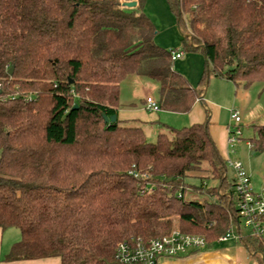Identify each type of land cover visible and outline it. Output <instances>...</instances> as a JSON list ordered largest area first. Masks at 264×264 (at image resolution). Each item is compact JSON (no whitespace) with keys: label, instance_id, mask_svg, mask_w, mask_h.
Here are the masks:
<instances>
[{"label":"trees","instance_id":"trees-1","mask_svg":"<svg viewBox=\"0 0 264 264\" xmlns=\"http://www.w3.org/2000/svg\"><path fill=\"white\" fill-rule=\"evenodd\" d=\"M128 1L0 0V228L21 233L4 259L122 264L121 241L180 230L203 233L208 250L234 231L264 264L210 109L202 123L162 125L156 141L117 112L130 75L157 80L160 110L178 113L204 101L213 76L264 82V0H167L181 47L205 56L196 87L174 68L175 49L155 42L147 0ZM254 130L252 149L264 150V124Z\"/></svg>","mask_w":264,"mask_h":264},{"label":"rangeland","instance_id":"rangeland-1","mask_svg":"<svg viewBox=\"0 0 264 264\" xmlns=\"http://www.w3.org/2000/svg\"><path fill=\"white\" fill-rule=\"evenodd\" d=\"M144 12L147 13L156 24L158 32L155 37V42L162 46L167 47L168 49L183 50L184 56L182 58L176 59L174 61V68L178 71L180 69L185 70L188 65H193L192 59L197 58L192 54H202L199 51L196 52H187L181 47V38L182 34L180 32L177 19L175 15L171 12L167 0H147ZM186 18V17H185ZM187 33L189 32L186 28ZM203 55V54H202ZM204 56V55H203ZM145 79L151 80L157 86L154 88L155 95L159 94V82L154 79H150L148 77H144ZM234 85L229 84L228 81H224L221 79H212L210 80L209 90L206 95V100L210 98L214 101L215 104L221 105L220 108V121L222 124L229 126L231 122L230 117V109L231 107H235L236 109H240V115L242 118L241 128L243 133V138L241 142L236 144L235 152L230 153L229 158L227 160L228 164V179L229 181H235V172L232 166L230 165V161H241L247 170L249 176L251 177L252 186L254 188V192L258 194L264 193V150H254L251 149L247 140H250L255 136V125L264 124V82L259 79L253 80L250 84L245 85L241 84L238 87V90ZM226 99H224V95ZM214 112L218 109L214 105ZM212 108V109H213ZM211 109V108H210ZM218 113V112H217ZM159 114H168L167 116L171 117L169 119V125L175 128L184 127L186 122H184V115L176 112H159ZM162 130H166V128L162 127ZM151 137V136H150ZM157 136H154L152 140L148 138L150 141H156ZM207 173V172H206ZM206 173H202L199 175V178H189V182L201 184L202 179L201 176H206ZM195 176L196 174L193 173ZM205 182L208 186L216 185V181L211 178H205ZM202 197L201 194H195L193 197ZM242 228L245 234H248V228H246L241 222ZM20 232L19 229H11L7 235L10 237L11 231ZM13 231V232H14ZM20 234V233H19ZM196 234H198L196 232ZM200 234V233H199ZM203 234V233H202ZM201 234V235H202ZM15 239V238H14ZM10 243L12 239H9ZM9 241L6 243L8 244ZM217 251L225 252L226 255H229L226 259H221L222 264H244L247 263V260H250L248 254L245 255L243 249L241 248V242L237 237H231L228 241L217 244L212 249L206 250V248L197 254L194 255H182L181 259H198L195 264H206L210 259H202L209 252L210 254H215ZM189 256V257H188ZM216 257L217 254L213 255ZM212 257V258H213Z\"/></svg>","mask_w":264,"mask_h":264},{"label":"crops","instance_id":"crops-1","mask_svg":"<svg viewBox=\"0 0 264 264\" xmlns=\"http://www.w3.org/2000/svg\"><path fill=\"white\" fill-rule=\"evenodd\" d=\"M192 55H195L197 57L195 59H192L193 65H188L185 70L180 69V71L178 70L177 71L183 74L189 80L192 86L196 87L199 83V80L202 76V73L205 67V56H203L202 54H192ZM212 79H221L224 81H228L229 84H232L234 85V87H236L232 81L226 78H220V77L213 76ZM156 86L157 85L154 84L151 80L145 79L143 76H138V75L128 76L121 84L120 100H119V106L117 108L118 118L122 122H126L131 125L141 126L144 129L147 138H150L151 140L152 138H154V136L158 135L160 130H162V127H163L162 125L164 124L169 125L168 122H169V119L171 118L167 116L168 114H165V115L159 114V112L161 111L163 113L168 112V111H165V110L153 111V110H149L146 108V98L148 96H151L156 101H158L159 94L155 95L154 93V88ZM236 88L238 90V87ZM208 90H209V87L207 89V92ZM207 92L205 94V98L203 102H197L189 113H179V114L184 115L185 117L184 122H186L187 124L185 126H188V125L204 122L206 119V109L211 108L210 109V113H211L210 131H211V134L214 140L217 143V146L222 156L226 160H228L229 158L228 156L230 153H233V154L236 153V152H230V148L228 144V126H226L225 124H222L220 121L221 105L215 104L214 101L211 100L210 98L206 100ZM226 96H227L226 94L223 96L224 99H226ZM214 105L218 109L216 112H214V108H213ZM238 111H240V109ZM171 112L172 111H169V113ZM241 140L239 142H241ZM247 141H250V140H247ZM251 185H252V182H251ZM11 229L13 228L5 229V230L0 228V264H61V259L58 257L27 259V260H13V261L5 260L4 257L6 256V254L9 253L13 244L19 241L21 238V233L15 232L14 230L11 231V234L9 237L8 233H10L9 231ZM15 229L18 230V228H15ZM9 239H12L11 243ZM7 241H9L8 244L6 243ZM241 248L243 249L244 254L245 255L248 254L250 258V260H247L246 261L247 263H244V264H249L252 260H254V258L250 255V253L247 251V249L245 248L242 242H241ZM215 254H217V256L213 257V255ZM215 254H210L209 252H207L205 256L199 259L200 260L210 259L209 262H207L206 264H222L221 259H226L229 256V255H226L227 253L219 252V251H217ZM184 259H186V257ZM184 259L179 258V259L173 260L172 264H195L196 261H199L198 259H188V260H184Z\"/></svg>","mask_w":264,"mask_h":264},{"label":"built area","instance_id":"built-area-1","mask_svg":"<svg viewBox=\"0 0 264 264\" xmlns=\"http://www.w3.org/2000/svg\"><path fill=\"white\" fill-rule=\"evenodd\" d=\"M173 59L182 58L183 50L172 52ZM146 108L159 111L158 101L153 97L146 98ZM231 122L228 126V144L230 152H235L236 144L243 138L241 128L240 112L232 107L230 109ZM252 149L253 143L247 141ZM235 172V191L238 196V217L248 233L264 240V193H255L251 178L241 161H230ZM240 238L234 231L219 238V242H226L231 237ZM207 246L204 235L186 233L180 230H173L170 234L161 238L134 239L121 241L117 245V259L122 264H172L173 260L181 258L182 255H194L202 252ZM251 255V254H250ZM257 255H261L258 253ZM252 256V255H251ZM249 264H259L254 257Z\"/></svg>","mask_w":264,"mask_h":264},{"label":"water","instance_id":"water-1","mask_svg":"<svg viewBox=\"0 0 264 264\" xmlns=\"http://www.w3.org/2000/svg\"><path fill=\"white\" fill-rule=\"evenodd\" d=\"M124 4L127 7H136L137 6V1H135V0L134 1H128V2H125ZM13 69H14V67H11L9 69V71H8L9 74H12ZM76 107H77V105H75V108ZM105 119H106V122H110V121L115 122L117 120V116L116 115H113V116H110V117L105 116Z\"/></svg>","mask_w":264,"mask_h":264}]
</instances>
